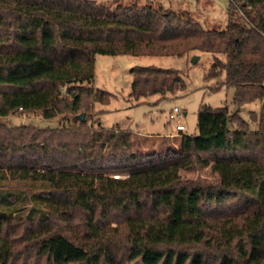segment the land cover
<instances>
[{
	"label": "trees",
	"instance_id": "trees-1",
	"mask_svg": "<svg viewBox=\"0 0 264 264\" xmlns=\"http://www.w3.org/2000/svg\"><path fill=\"white\" fill-rule=\"evenodd\" d=\"M117 8L99 19L96 0H0V116L75 114L71 127L0 122V264H264V111L257 130L239 112L264 99V0H230L224 30L137 0ZM198 51L213 57L206 78L235 88V112L204 105L197 135L152 152L93 118L112 97L95 87L96 55ZM131 72L137 100L186 89L176 69ZM209 161L217 187L177 186ZM155 181L168 186H144Z\"/></svg>",
	"mask_w": 264,
	"mask_h": 264
},
{
	"label": "rangeland",
	"instance_id": "rangeland-1",
	"mask_svg": "<svg viewBox=\"0 0 264 264\" xmlns=\"http://www.w3.org/2000/svg\"><path fill=\"white\" fill-rule=\"evenodd\" d=\"M98 2V17L106 19L109 11H117L118 5H128L135 0H96ZM139 5L151 4L177 12L188 11L193 18L200 22L205 29H226L229 21L230 0H137ZM118 17L122 14L116 12ZM197 56L198 60L193 61ZM213 61L211 53L191 52L182 57L178 56H148V55H96L95 87L106 90L112 94L109 102L94 103L92 111H104L99 119L105 127L117 126L121 129H131L136 138V147L142 151H161L169 147H177L180 134L197 135L198 114L202 106L214 108L228 106L231 112L237 110L233 99L235 88L222 85L217 88L219 79H207V73ZM136 66H157L179 70L186 81V89L175 95L168 94L140 98L131 96L133 80L132 69ZM178 107L181 111L179 120L186 130H176L177 120L171 121L170 112ZM264 111V99L247 102L240 107V116L248 122L251 130H257L258 124L253 121L252 113L260 114ZM85 114L86 113L80 112ZM74 113L60 114L56 118L46 119L40 111L24 113L19 111L9 116H0V122L10 126L34 125L40 128L71 127L74 123ZM97 126V125H96ZM235 129L237 124H231ZM207 158V156H204ZM114 175L125 177L123 172H114ZM220 173L212 168L209 161L206 166L195 163L189 169L180 170L177 178L179 188H209L217 187L220 183ZM13 188H18L11 183ZM159 181L145 183L144 186L163 187ZM170 185V184H169ZM168 186V184H166ZM26 190L25 187H19ZM18 188V189H19ZM16 190V189H15ZM115 225V223H114Z\"/></svg>",
	"mask_w": 264,
	"mask_h": 264
},
{
	"label": "built area",
	"instance_id": "built-area-1",
	"mask_svg": "<svg viewBox=\"0 0 264 264\" xmlns=\"http://www.w3.org/2000/svg\"><path fill=\"white\" fill-rule=\"evenodd\" d=\"M181 115V111L178 107H174V109L170 112L169 114V118L171 121L173 120H177V124H176V130L178 132H183L184 130H186L185 125L179 120V117ZM121 175H114L115 178H119Z\"/></svg>",
	"mask_w": 264,
	"mask_h": 264
},
{
	"label": "water",
	"instance_id": "water-1",
	"mask_svg": "<svg viewBox=\"0 0 264 264\" xmlns=\"http://www.w3.org/2000/svg\"><path fill=\"white\" fill-rule=\"evenodd\" d=\"M197 60H198V57L195 56L193 61L196 62ZM78 118L81 119V121H84L85 120V114L81 113L80 115H78Z\"/></svg>",
	"mask_w": 264,
	"mask_h": 264
}]
</instances>
